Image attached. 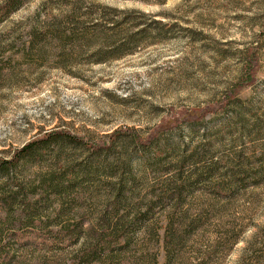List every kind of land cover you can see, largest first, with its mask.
Instances as JSON below:
<instances>
[{
	"label": "rangeland",
	"instance_id": "1",
	"mask_svg": "<svg viewBox=\"0 0 264 264\" xmlns=\"http://www.w3.org/2000/svg\"><path fill=\"white\" fill-rule=\"evenodd\" d=\"M19 1L0 24V160L56 131L110 148L51 140L0 171L5 264L92 262L100 227L134 219L130 264H153V254L163 264L169 217L201 209L207 235L224 239L232 223L240 231L224 264L252 244L257 260L247 264H264V0ZM251 50L254 82L231 96ZM201 110V120L180 121ZM161 127L149 146L108 139L128 131L145 140ZM238 172L222 203L210 180ZM178 221L169 241L183 238L189 257L211 251V236ZM68 226H77L70 248L18 242L20 232L52 237Z\"/></svg>",
	"mask_w": 264,
	"mask_h": 264
},
{
	"label": "trees",
	"instance_id": "2",
	"mask_svg": "<svg viewBox=\"0 0 264 264\" xmlns=\"http://www.w3.org/2000/svg\"><path fill=\"white\" fill-rule=\"evenodd\" d=\"M21 2L19 0H8L6 3L0 6V24L3 23L7 18L10 17L11 14H13L15 11H17L21 7ZM89 32H85L84 35H86ZM249 56V57H248ZM248 60L245 63L244 66V78L241 79L240 83H237L233 86L231 89V96H234L237 89H240L243 86L252 84L253 78L256 75L257 68H258V60L255 56V50H251L249 54H247ZM229 98L226 97L225 101L229 102ZM186 114V115H184ZM208 112H205L201 110L194 114L188 112H184L183 116L180 121L182 122H193L201 120L202 118L207 115ZM176 126L177 122L174 123ZM165 128V129H164ZM159 128L158 130L153 131V134L150 135L145 140H142L138 136L130 134L127 132H121V131H115L108 139L112 141L114 138L118 136H127L131 138L136 144L144 147L149 146L151 142L157 137L158 133L160 131L168 130L167 127ZM57 139H64L71 143H74L76 145H80L88 150L92 151H101V150H109V145L105 142L100 143H93L90 140H87L82 137H78L75 135H72L65 131H56V132H50L45 133L44 135H41L38 138L33 139L32 141L25 144L22 148L16 150L12 157L8 160H0V171L7 170L8 168L15 167L23 158L29 156L33 151L38 149L42 144L49 142V141H55ZM240 172L238 173H232L231 175H226V177H220L216 179H211L210 183L213 185V189L216 190V195L218 196V200L222 203L228 202L231 200L230 195V189L228 187V183L234 182V179L230 178H236V181L240 180ZM245 180V177H241V180ZM246 180H253L251 178H248ZM259 183L255 182L252 183L253 185H257ZM181 198V190H178L176 193L175 200L178 201ZM206 199V197H204ZM174 200V197H173ZM172 209L176 211L181 210L179 207H172ZM150 209L146 210L144 213L140 214V217L146 215ZM209 210L201 209L198 214L193 217L188 214V211L183 212L182 210L179 212L181 214L180 217H177V214L172 215L170 218L168 226L166 227V236L163 242L164 252H165V260L163 264H224L226 260V254L231 251L234 246L238 243L239 240V230L236 227V224L232 223L231 228H228L227 231H225L226 235L225 238L222 239L221 237H215L213 238L211 234L207 235L206 232L203 230L204 227L201 228L202 225H204L208 221V213ZM222 213L218 211L217 216H212V219L215 220L217 218L218 222L222 221L223 216ZM172 218V220H171ZM178 219L180 221H185L188 226L192 227L195 226L196 228H201L200 232L202 233V238H210V236L213 238V245L211 247V251H201L196 253L194 257L186 256L184 253V241L179 239L178 236L176 238L172 237V239L169 241L168 235L170 232V227L173 226V222H177ZM137 220V219H136ZM136 220L134 219L131 222L124 221L120 223H116L115 225H111L110 223H107L105 226L100 227V232H96L95 237L93 238V243L91 244L90 248L92 249L90 252L92 258L91 261H86L84 263L87 264H103L101 260H110L113 257H117L119 259V264H130L131 258L135 256V250L137 248L136 244L133 241L135 230L134 228L137 226ZM175 220V221H174ZM179 222V221H178ZM134 232V233H133ZM77 233V226L68 228H61L58 231L53 232V236L50 237L48 234L44 235H36L33 233H23L20 232L18 234V242L32 246H41L42 248H58V249H65L73 247L77 244V236H75ZM215 234V233H214ZM254 244L249 247L246 246L242 250L241 256L238 258L236 264H247L250 262H255L257 259H253L252 253L254 249ZM225 253V254H224ZM153 264L157 263L156 254H153ZM96 259V261H95ZM114 259V258H113ZM12 259H10L9 254L2 249L0 250V264H5ZM98 260V261H97ZM89 262V263H88ZM117 262V264H118ZM84 263H76V264H84ZM259 264V262H256Z\"/></svg>",
	"mask_w": 264,
	"mask_h": 264
}]
</instances>
